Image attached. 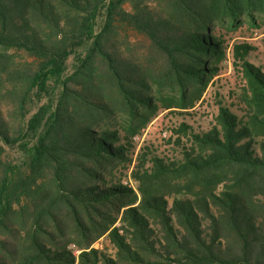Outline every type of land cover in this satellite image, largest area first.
I'll return each mask as SVG.
<instances>
[{
	"label": "trees",
	"instance_id": "trees-1",
	"mask_svg": "<svg viewBox=\"0 0 264 264\" xmlns=\"http://www.w3.org/2000/svg\"><path fill=\"white\" fill-rule=\"evenodd\" d=\"M157 4L0 0V56L16 49L33 58L13 132L0 95V264H264V71L249 61L248 43L232 52L251 108L245 119L220 106L216 125L190 135L197 154L184 152L181 164L154 156L151 172H133L139 197L113 175L158 109L200 99L226 54L212 24L264 13V0ZM117 111L122 124L100 126ZM122 206L124 234L108 232L115 256L85 250L96 238L93 212ZM60 213L86 241L77 261Z\"/></svg>",
	"mask_w": 264,
	"mask_h": 264
},
{
	"label": "rangeland",
	"instance_id": "rangeland-1",
	"mask_svg": "<svg viewBox=\"0 0 264 264\" xmlns=\"http://www.w3.org/2000/svg\"><path fill=\"white\" fill-rule=\"evenodd\" d=\"M159 1L141 0L143 4L151 8H155ZM131 6L132 3L130 2L125 5L128 10H131ZM252 16L254 22L250 23L249 16L242 14L237 18L239 22L231 28L227 26V22L223 24L214 22L212 24V32L221 34L224 39L226 54L219 64V70L211 76L200 99L192 107L186 109L171 108L170 110L158 109L146 124L131 135V144L133 146V153L130 155L131 161L116 165L113 169V175L115 179L116 177L119 178L120 184L131 188L137 197H139V180L133 176V172L136 174H141L143 171L151 172L153 168L151 159L154 156L164 162L181 164L185 157L184 152L192 151L197 154L200 148L190 135L200 131L205 132L213 125H216V115L220 106L227 107L231 112L244 119L251 112L249 104L246 103L243 97L245 94L243 92L245 80L243 79L239 62L233 59L232 52L233 45L248 43L253 47L248 55L249 61L261 67L262 71H264V13L254 11ZM32 64L33 58L22 50L10 49L5 56H0L1 108L8 124L7 127L11 132L17 125L22 123V114L17 108L20 91L24 88V77L21 75L23 72H27ZM32 109H35V107L32 106ZM123 122L124 115L117 111L110 118H106L101 122L100 126L117 127ZM181 123H186L190 129H187L185 133L175 132L174 130L178 129ZM165 129L170 131V134L163 138L162 132ZM134 135L142 137V141L134 143L132 141ZM260 138L262 139L263 137ZM205 151L207 150L202 152ZM141 155L143 157L139 159ZM131 165L133 169L128 175L125 168ZM128 177L131 179L129 186L122 183V179ZM224 183L217 184L215 189L217 191L222 189ZM133 205H136V203ZM124 208L125 206L120 209L110 208V210H107V208L103 207L101 212H93L92 222H94L96 230L92 235L96 233V238L89 243L87 248H84L85 250L95 248L108 257L113 258L115 256L116 247L111 241L108 232L113 227H116L120 234H124L125 224L120 220ZM58 217L62 219L61 224L64 225L68 235L65 240L67 242L66 249L71 251L77 261V255L81 251L79 246L80 244L86 246V241L82 240L74 229L72 222L66 216L60 213ZM104 226L108 227L107 230L98 235Z\"/></svg>",
	"mask_w": 264,
	"mask_h": 264
},
{
	"label": "built area",
	"instance_id": "built-area-1",
	"mask_svg": "<svg viewBox=\"0 0 264 264\" xmlns=\"http://www.w3.org/2000/svg\"><path fill=\"white\" fill-rule=\"evenodd\" d=\"M169 134H170V131H168L166 129L163 130V132H162L163 138H166L167 136H169ZM132 141L134 143H139V142L142 141V137H140L139 135H134L132 137ZM132 169H133L132 165L131 166H126L125 170L127 171L128 175L130 174ZM122 183L129 186L131 184V179L129 177L128 178H124V179H122Z\"/></svg>",
	"mask_w": 264,
	"mask_h": 264
}]
</instances>
